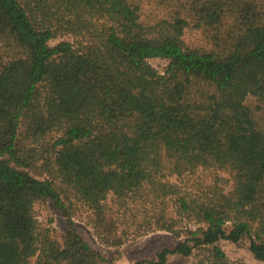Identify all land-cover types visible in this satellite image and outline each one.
Instances as JSON below:
<instances>
[{
	"label": "trees",
	"instance_id": "16d2710c",
	"mask_svg": "<svg viewBox=\"0 0 264 264\" xmlns=\"http://www.w3.org/2000/svg\"><path fill=\"white\" fill-rule=\"evenodd\" d=\"M157 230L133 264L264 262V0H0V264H116Z\"/></svg>",
	"mask_w": 264,
	"mask_h": 264
},
{
	"label": "rangeland",
	"instance_id": "374dc122",
	"mask_svg": "<svg viewBox=\"0 0 264 264\" xmlns=\"http://www.w3.org/2000/svg\"><path fill=\"white\" fill-rule=\"evenodd\" d=\"M195 33H188L186 38L189 42L196 39ZM56 41H52L55 43ZM151 63L162 70L167 65V60L153 58ZM228 176L227 174H222ZM231 185V184H230ZM228 185L227 189L231 186ZM36 211L41 227L50 229L52 235L57 239H62L68 230V224L65 216L53 205L52 202L38 203ZM87 213L77 219L76 223L83 237L98 251L104 254L108 259L114 256V249L107 247L99 242L94 234L92 226L89 224ZM179 239L168 231L157 230L140 238L130 244L125 245L122 255L116 260V264H133L143 258H152L165 247H173ZM224 250L232 260L242 259L251 264H264L254 258L247 248L246 244H234L229 241H223ZM197 258L193 256L172 255L166 264H197ZM33 264V262L29 263ZM98 264H105L99 262Z\"/></svg>",
	"mask_w": 264,
	"mask_h": 264
}]
</instances>
